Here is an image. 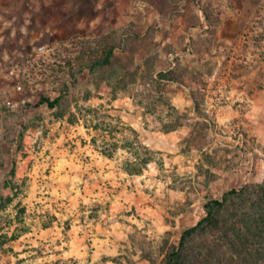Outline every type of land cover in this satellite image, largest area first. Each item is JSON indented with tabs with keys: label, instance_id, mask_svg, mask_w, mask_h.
I'll list each match as a JSON object with an SVG mask.
<instances>
[{
	"label": "rangeland",
	"instance_id": "1",
	"mask_svg": "<svg viewBox=\"0 0 264 264\" xmlns=\"http://www.w3.org/2000/svg\"><path fill=\"white\" fill-rule=\"evenodd\" d=\"M141 1H7L27 44L0 68V264H163L208 199L264 179V0ZM72 37L74 65L14 90Z\"/></svg>",
	"mask_w": 264,
	"mask_h": 264
},
{
	"label": "trees",
	"instance_id": "2",
	"mask_svg": "<svg viewBox=\"0 0 264 264\" xmlns=\"http://www.w3.org/2000/svg\"><path fill=\"white\" fill-rule=\"evenodd\" d=\"M112 50L110 47L98 63L108 64ZM156 76L157 81L182 83L174 70L160 71ZM189 95L198 103L194 91H189ZM38 103L53 108L58 98L41 97ZM116 147L112 145L113 149ZM101 153L108 157L113 154L104 148ZM151 160L152 157L145 154L140 161H128L125 169L140 173L142 165ZM204 209L206 215L184 229L178 244L168 248L163 264H264V179L230 189L220 199L210 198Z\"/></svg>",
	"mask_w": 264,
	"mask_h": 264
},
{
	"label": "built area",
	"instance_id": "3",
	"mask_svg": "<svg viewBox=\"0 0 264 264\" xmlns=\"http://www.w3.org/2000/svg\"><path fill=\"white\" fill-rule=\"evenodd\" d=\"M140 6L141 0H132ZM75 39H56L51 43H41L32 47L12 70L15 88L33 89L39 87L54 71H65L75 64L76 52L71 51ZM13 106L9 89H0V109Z\"/></svg>",
	"mask_w": 264,
	"mask_h": 264
},
{
	"label": "crops",
	"instance_id": "4",
	"mask_svg": "<svg viewBox=\"0 0 264 264\" xmlns=\"http://www.w3.org/2000/svg\"><path fill=\"white\" fill-rule=\"evenodd\" d=\"M4 1L6 4H3V0H0V68L6 67L2 60H4L7 53L19 52L27 44V41L24 42L22 40V34L18 33L17 30L11 27L12 4L7 2L9 0ZM12 80L14 79L12 78ZM13 88L19 92H22L23 90L17 87L15 88V86H13Z\"/></svg>",
	"mask_w": 264,
	"mask_h": 264
}]
</instances>
